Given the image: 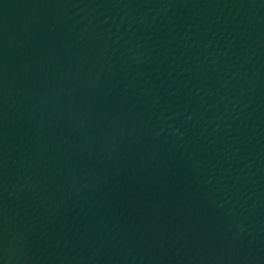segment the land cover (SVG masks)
Returning <instances> with one entry per match:
<instances>
[{
    "label": "water",
    "instance_id": "1",
    "mask_svg": "<svg viewBox=\"0 0 264 264\" xmlns=\"http://www.w3.org/2000/svg\"><path fill=\"white\" fill-rule=\"evenodd\" d=\"M0 264H264V0H0Z\"/></svg>",
    "mask_w": 264,
    "mask_h": 264
}]
</instances>
